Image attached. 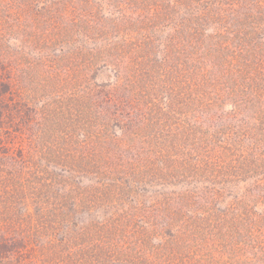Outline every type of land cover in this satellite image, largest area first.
<instances>
[{
    "label": "trees",
    "instance_id": "1",
    "mask_svg": "<svg viewBox=\"0 0 264 264\" xmlns=\"http://www.w3.org/2000/svg\"><path fill=\"white\" fill-rule=\"evenodd\" d=\"M263 18L264 0H0V264H33L46 246H55L51 264H66L67 248L80 237L96 264H146L142 257L180 258L187 248V264H229L226 250L201 260L197 240L186 243L181 213L208 227L212 193L196 194L198 166L176 165L168 132L142 134L134 110L152 102L150 89L159 86L161 101L187 110L174 137L186 125L194 136L206 116L217 121L212 136L220 154L249 159L250 167L264 163ZM160 46L164 62L156 64ZM102 68L116 79L97 92L91 79ZM105 89L124 138L97 115L106 105L89 101ZM219 111L241 125L225 126ZM202 197L212 206L201 205ZM31 203L35 212L25 220ZM225 211L236 221L222 217L238 236L239 261L251 264L262 254L264 264V229L256 236L253 212ZM48 217L62 227L59 245L48 237L39 250L31 234L11 230L26 224L39 231ZM90 222L97 226L85 229Z\"/></svg>",
    "mask_w": 264,
    "mask_h": 264
},
{
    "label": "rangeland",
    "instance_id": "2",
    "mask_svg": "<svg viewBox=\"0 0 264 264\" xmlns=\"http://www.w3.org/2000/svg\"><path fill=\"white\" fill-rule=\"evenodd\" d=\"M251 3H254V0H251ZM251 6H252L251 8H253L254 5L252 4ZM103 7L109 13L111 12L110 10L115 9L112 4L108 5L107 3H103ZM240 11H242V13L246 12V10L244 9H241ZM262 25H264V18ZM166 36L167 34L163 33L161 37L165 38ZM203 37H205V35H203ZM87 42H85L84 44H86ZM80 44H82L81 41ZM155 53H156L155 57H152L154 62H156V64L163 63L164 62L163 46L155 47ZM174 57L176 58L178 56H174ZM115 79L116 76L113 73V71H110L106 68H102L100 69L99 73H97V75L93 79H91V83L92 85L96 84L97 88L94 87V89L98 92V90L104 89L102 88L103 86L106 88L107 84L110 83L112 84L115 81ZM123 86L128 87L129 85H123ZM120 88H124V87H120ZM159 88H160L159 86H154L150 89L152 93V102L147 100L145 106L140 104L137 111L134 110L135 113L134 123L135 124L137 123L138 129L143 127L141 129L142 134L145 131H147V133H150L151 135L150 139H153L154 136L155 135L157 136V134L162 130L164 131L165 134H167L168 132L167 134L168 137H166L165 140L168 141V145L174 150L175 154L173 158L178 161L176 165H178L179 161H181L183 165L187 161L186 162L187 169L196 168L195 166H198L195 171V179H196L195 192L196 194L203 193L205 196L206 192L210 190V192L212 193L211 198L214 199V209H211L214 217L207 223L208 227H205L204 224H199L197 218H195L196 220H194L191 217V215L185 212L181 213L185 218L186 227L189 228L186 233V236L189 235V237H191L186 239V243H190V244L193 243L194 238L197 240L195 242V246L193 247L192 245V247L194 249H197V251H195L197 254L194 255L200 257L201 260H205V258H211V253L213 259L214 257L219 259L222 252L224 253V251L226 250L229 255L228 258L229 264H244L239 261L241 252L237 250L239 246L237 244V241H239L238 236L222 220L225 219L228 225H235L236 221H234L233 224L231 223V219L229 218L230 216L227 215L226 213L227 210L225 211V209H229V211L232 212L233 214L236 213L237 211L241 212V210L247 209L253 212L254 214L253 216H251L254 224L252 230L258 226L257 227L258 230L255 233L256 236L259 235L258 232L260 231L261 228L264 229V163L261 162L260 165L256 167H250L249 159L235 161L233 155H231L230 153L220 154L221 150L220 148L216 147V144L214 143L212 136L213 128L217 123V121L212 123L206 116H202L200 117L201 119L196 121L197 126L196 129L194 130L195 131L194 136H193V132L189 128L190 126L188 127V125H186V128L183 127L184 130L182 131V136L180 135L178 137H174L173 135L178 134L176 130L175 122L180 123L181 119L183 118V115L185 116L187 110L184 107H175V109H172L173 103L170 102L171 99L169 98L161 101L160 96L157 94ZM95 90H92V92H94ZM100 92L101 93H99L98 98L92 95L93 97H91L89 101L90 102L95 101V103H97L100 107L106 105L107 108L106 111L102 113H98L97 115L116 136L120 135L122 136V138H124L122 134H123V128L125 129V127L121 125L118 126V122L113 118L114 116L111 114L112 112L116 114V112L112 107V105L106 102V98H104L106 89ZM103 99H105V101H103L102 103ZM99 100L100 102H98ZM197 102L198 100H195L193 102V105L197 106L196 105ZM217 113L218 116L220 117L218 121H223L224 119H226V121L223 123L226 124L225 126H227V124L241 125V122H239L238 120L236 119L231 120L229 115L226 116L225 112L219 111ZM164 117L171 119L176 117V119L167 121ZM251 118L254 119L252 115ZM191 121L186 120L185 123L181 125L183 126L185 124H189ZM170 132H172L171 137L169 136ZM185 156H187L191 160H189ZM127 169L128 171L132 172L129 167ZM234 174L236 175L235 178L232 176ZM237 174H243L242 176H240L241 179H238L239 176H237ZM129 175L130 174H128L127 176ZM199 200L201 202V205H203L204 207L209 208L212 206V204L206 198L202 197L199 198ZM34 204L35 203H31L28 209L22 214L25 220H26V214L28 212L30 213L35 212ZM51 206L53 208L54 213H56L55 210L56 205L52 203ZM234 206L237 210H232ZM31 218H35V217L32 216ZM47 220H48L47 225L41 226V224H39V231H35V230L28 231V227L26 224H22L11 230L14 231L18 229L19 231H17V233L20 231H24V233H22L21 235H25L26 233L31 234L33 238H36L40 250L41 245H44L45 243L49 245L48 242L50 241V239L56 238L55 236H58L56 233H59L62 228L60 227L56 229L55 217H48ZM93 226H97V223L90 222V224L86 225L84 228L88 229V228H92ZM121 232H122V236H124L123 235L124 231ZM208 232H212V235L216 239V242L214 244L209 239V236L206 234ZM86 235L89 238V233H86ZM218 237L221 238L222 240H218ZM260 237H264V234L260 235ZM47 238H48V242H44ZM89 240L91 242L94 241V237L91 236ZM86 241H83V238L81 237L76 238L75 242L70 245L71 248H67L66 250L67 258H65V261L68 263L66 264H96L93 257L89 255L92 254L90 252V250L92 249H88V246L85 243ZM246 241H247L246 242L247 246H249L248 248H246V251L254 252L255 249L257 248L252 246L251 243L249 244V241L247 239ZM53 243L54 245H59L57 243V238H56V242ZM212 244H213V248L211 251L210 246ZM91 246H93V248L95 249V245H91ZM58 250L59 248L57 249V251ZM183 250L185 256L184 257L181 256L180 258L176 257L161 261L159 259L151 258V257L149 258L142 257V259L146 264H187L190 261L189 255L191 254V251L189 252L188 248ZM39 253L40 254L37 257V259L39 260L37 261L32 260L35 261L33 264H36V262L37 264H43L42 261H45L46 264H51L53 263L54 260H56L55 246L53 248V251H50L49 248L46 246L45 250L44 251L41 250ZM260 261H262V254L260 259H258L256 262H253L251 264H260ZM23 262L24 261H22V264ZM27 264L30 263L28 262Z\"/></svg>",
    "mask_w": 264,
    "mask_h": 264
}]
</instances>
